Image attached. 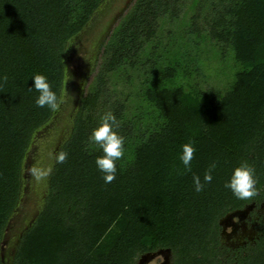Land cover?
<instances>
[{
	"label": "trees",
	"instance_id": "1",
	"mask_svg": "<svg viewBox=\"0 0 264 264\" xmlns=\"http://www.w3.org/2000/svg\"><path fill=\"white\" fill-rule=\"evenodd\" d=\"M104 1L0 0V264L27 153L55 112L36 105L32 78L61 97L67 45ZM95 75L13 264H137L160 250L172 264H229L220 220L264 202V0H134ZM108 113L124 143L105 183L91 137ZM241 165L254 181L244 199L225 187ZM233 264H264V219Z\"/></svg>",
	"mask_w": 264,
	"mask_h": 264
},
{
	"label": "rangeland",
	"instance_id": "2",
	"mask_svg": "<svg viewBox=\"0 0 264 264\" xmlns=\"http://www.w3.org/2000/svg\"><path fill=\"white\" fill-rule=\"evenodd\" d=\"M133 2L134 0H105L84 27L85 29L73 37L67 45L64 60L65 87L60 97L63 102L60 103L52 119L35 133L27 153L23 169L22 196L5 230L1 244L3 264L14 263L21 237L37 219L45 203L56 157L71 135L81 100L96 76L101 46L108 40ZM247 210L250 220L246 222V231L243 232V228L239 229L238 239L230 236L232 234L230 227L223 230L220 224L221 256L229 264L236 261L241 248L244 249L256 240L249 238L251 226L256 220L261 219L256 231L259 235L264 219L263 208L251 205ZM165 255H169V262L172 264L170 253ZM162 258L161 256L160 259L163 260Z\"/></svg>",
	"mask_w": 264,
	"mask_h": 264
},
{
	"label": "clouds",
	"instance_id": "3",
	"mask_svg": "<svg viewBox=\"0 0 264 264\" xmlns=\"http://www.w3.org/2000/svg\"><path fill=\"white\" fill-rule=\"evenodd\" d=\"M34 81V88L39 92V96L36 99V105L44 107L47 105L52 110H57L62 99L58 98L56 92H54L47 78L44 75H34L32 78ZM66 94V89H65ZM117 121L114 115L111 113L106 114L102 118L101 125L94 130L91 139L97 142L103 150L104 155L96 159V165L98 169L104 173L105 183H110L115 179L116 174V161L123 156V143L124 139L119 136L113 129L117 127ZM194 147L192 143H187L182 146V154L180 159L185 167L190 170L191 161L193 159ZM66 154H61L59 160L63 161ZM214 168L215 165H212ZM205 181L210 182L212 179L211 170L205 174ZM196 191L203 189L199 176L194 177ZM253 175L252 170L246 165H241L234 169V172L230 178V181L225 184V187L230 188L232 192L240 199L249 197L253 188Z\"/></svg>",
	"mask_w": 264,
	"mask_h": 264
},
{
	"label": "flooded vegetation",
	"instance_id": "4",
	"mask_svg": "<svg viewBox=\"0 0 264 264\" xmlns=\"http://www.w3.org/2000/svg\"><path fill=\"white\" fill-rule=\"evenodd\" d=\"M252 205L256 206L255 203H253ZM251 205L245 207L243 210H239V211H242L240 213H238L237 215H232V216H229V217H226L224 220H223V223H222V229L224 230L225 228L227 227H230L231 231H232V234L230 235L233 239H238L239 236H238V232H239V229L240 228H243V232L246 231V227H247V223L248 222L247 220H250V217L248 216L249 213H248V210L250 208ZM262 208H263V212H264V203H262L260 205ZM252 208V207H251ZM259 221H261V219H259ZM258 220H256L253 224H252V228H251V236L249 237L250 240H253L255 238L258 237L257 235V229H258V225L260 224ZM222 230V231H223ZM255 241H252L251 244H253ZM155 256L154 258H151L150 261H149V264H154L155 262H158L157 264H170L169 262V255H165V254H169L170 251H163V250H160L158 252H155ZM157 256H159L157 258ZM161 256L163 257L161 260ZM137 264H140L139 261L137 262ZM147 264V263H146Z\"/></svg>",
	"mask_w": 264,
	"mask_h": 264
},
{
	"label": "water",
	"instance_id": "5",
	"mask_svg": "<svg viewBox=\"0 0 264 264\" xmlns=\"http://www.w3.org/2000/svg\"><path fill=\"white\" fill-rule=\"evenodd\" d=\"M84 29H85V28H84ZM84 29H83V30H84ZM83 30H82V31H83ZM64 87H65V86H64ZM56 113H57V110H55L54 114H56ZM240 212H242V211H236V212L230 213V214H228L227 216H225V218H226V217H229V216H232V215L235 216V215H237V214L240 213ZM225 218H222V219L220 220V224L223 223V220H224ZM167 251H168V250H167ZM155 254H156V253H151V254H146V255L142 256L141 259L139 260V263H140V264H146V263H148V262H149V259L154 258Z\"/></svg>",
	"mask_w": 264,
	"mask_h": 264
}]
</instances>
